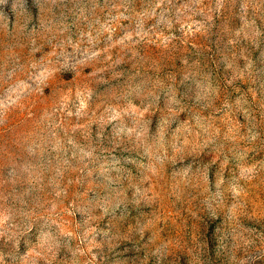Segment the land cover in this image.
<instances>
[{
    "label": "rangeland",
    "instance_id": "1",
    "mask_svg": "<svg viewBox=\"0 0 264 264\" xmlns=\"http://www.w3.org/2000/svg\"><path fill=\"white\" fill-rule=\"evenodd\" d=\"M0 264H264V0H0Z\"/></svg>",
    "mask_w": 264,
    "mask_h": 264
}]
</instances>
